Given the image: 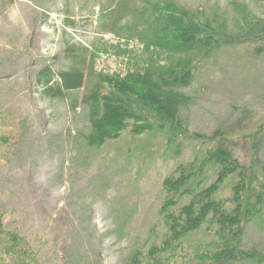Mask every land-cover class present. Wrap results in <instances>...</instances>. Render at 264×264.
Wrapping results in <instances>:
<instances>
[{"label":"rangeland","instance_id":"1","mask_svg":"<svg viewBox=\"0 0 264 264\" xmlns=\"http://www.w3.org/2000/svg\"><path fill=\"white\" fill-rule=\"evenodd\" d=\"M144 1L162 0H0V222L30 244L40 264H126L128 253H141L150 234L161 231L162 179L207 148L176 137L182 140L175 153L163 128H126L101 146L86 143L82 98L96 71L130 66L147 54L137 36ZM171 1L215 27L221 21L231 39H240L199 61L181 88L191 96L180 109L188 130L220 129L243 158L251 141L238 136L252 138L262 126L264 162V0ZM249 28L258 32L243 39ZM45 66L54 80L59 70L78 67L88 76L81 87L51 94L36 80ZM202 226L185 247L190 254L210 237ZM242 246L264 256V208L246 223ZM17 258L0 253V264H19Z\"/></svg>","mask_w":264,"mask_h":264},{"label":"trees","instance_id":"2","mask_svg":"<svg viewBox=\"0 0 264 264\" xmlns=\"http://www.w3.org/2000/svg\"><path fill=\"white\" fill-rule=\"evenodd\" d=\"M140 14L144 28L137 36L147 54L130 66L96 71L95 82L82 98L90 125L86 143L101 146L126 128L133 133L163 128L160 132L167 136L168 144H173L175 153L183 138L193 137L207 148L178 163L162 179L163 199L158 209L161 231L150 234L144 251L128 253L126 264L261 262L264 256L255 248H244L242 238L246 223L264 208V162L258 155L262 126L253 131L252 138L249 134L238 136L251 141L246 155L240 158L235 152L240 147L231 148L220 129L204 135L191 132L180 115V109L191 99L181 88L193 79L198 62L229 39H240H231L221 21L215 27L209 21L212 19H204L171 0L144 1ZM244 31L243 39L249 38L247 31L258 32L250 28ZM87 76L78 67L59 70L54 80L45 66L38 72L37 81L45 83V91L60 94L63 89L81 87ZM203 224L210 237L198 240L201 246L190 254L185 247L200 236ZM2 226L0 222V237H4L0 238V253L16 255L19 264H40L30 244L16 231H4Z\"/></svg>","mask_w":264,"mask_h":264},{"label":"crops","instance_id":"3","mask_svg":"<svg viewBox=\"0 0 264 264\" xmlns=\"http://www.w3.org/2000/svg\"><path fill=\"white\" fill-rule=\"evenodd\" d=\"M26 38H29L28 34H27V37ZM9 57H11V55H9ZM1 59V58H0Z\"/></svg>","mask_w":264,"mask_h":264}]
</instances>
